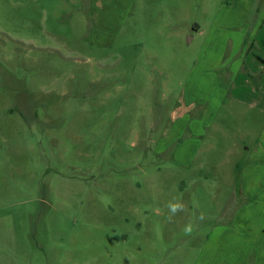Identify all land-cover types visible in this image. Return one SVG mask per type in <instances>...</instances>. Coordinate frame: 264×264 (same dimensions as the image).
Returning <instances> with one entry per match:
<instances>
[{"label": "rangeland", "instance_id": "374dc122", "mask_svg": "<svg viewBox=\"0 0 264 264\" xmlns=\"http://www.w3.org/2000/svg\"><path fill=\"white\" fill-rule=\"evenodd\" d=\"M261 5L0 0V264H255L221 252L264 207V114L230 94Z\"/></svg>", "mask_w": 264, "mask_h": 264}, {"label": "crops", "instance_id": "0c3cea01", "mask_svg": "<svg viewBox=\"0 0 264 264\" xmlns=\"http://www.w3.org/2000/svg\"><path fill=\"white\" fill-rule=\"evenodd\" d=\"M260 1V0H257ZM264 5H261L257 13V30L254 33L253 47L247 53L239 56L242 66L230 76V94L236 102H240L249 108L264 114ZM251 72L255 79L247 74ZM229 86V87H230ZM242 187L245 194L257 195V171L246 170L242 173ZM264 183L259 182V186ZM255 202L245 203L237 209L234 220L249 240L242 244H232L227 251L221 253L227 257H242L246 254L242 251L244 246L257 253L255 264H264V207H259ZM252 248V249H251ZM224 258V259H225ZM246 261H241L245 264Z\"/></svg>", "mask_w": 264, "mask_h": 264}, {"label": "clouds", "instance_id": "9594fccd", "mask_svg": "<svg viewBox=\"0 0 264 264\" xmlns=\"http://www.w3.org/2000/svg\"><path fill=\"white\" fill-rule=\"evenodd\" d=\"M168 211H169V219L174 217L178 212L184 211V204L178 200L176 201H170L166 205ZM203 214H201L200 219H203ZM184 231L186 234H190L193 231V225L191 222H189L187 225L184 227Z\"/></svg>", "mask_w": 264, "mask_h": 264}, {"label": "trees", "instance_id": "16d2710c", "mask_svg": "<svg viewBox=\"0 0 264 264\" xmlns=\"http://www.w3.org/2000/svg\"><path fill=\"white\" fill-rule=\"evenodd\" d=\"M246 72H247V74H248V75H250L251 77H253V78H254V76L252 75V73H251V72H249L248 70H247Z\"/></svg>", "mask_w": 264, "mask_h": 264}]
</instances>
